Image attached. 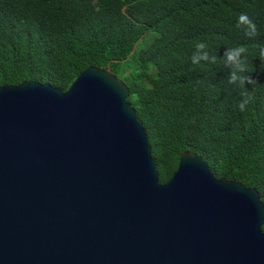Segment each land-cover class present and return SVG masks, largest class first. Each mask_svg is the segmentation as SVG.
Segmentation results:
<instances>
[{
  "label": "water",
  "instance_id": "95a60500",
  "mask_svg": "<svg viewBox=\"0 0 264 264\" xmlns=\"http://www.w3.org/2000/svg\"><path fill=\"white\" fill-rule=\"evenodd\" d=\"M128 84L0 86V264H264V202L185 150L161 182Z\"/></svg>",
  "mask_w": 264,
  "mask_h": 264
},
{
  "label": "trees",
  "instance_id": "16d2710c",
  "mask_svg": "<svg viewBox=\"0 0 264 264\" xmlns=\"http://www.w3.org/2000/svg\"><path fill=\"white\" fill-rule=\"evenodd\" d=\"M241 13L259 35L236 27ZM199 41L215 64L192 63ZM237 46L248 49L255 85L228 83L224 53ZM260 47L264 0H0V86L34 80L66 91L89 66L110 69L130 88L161 182L191 150L217 177L257 188L264 202ZM245 88L253 100L242 112Z\"/></svg>",
  "mask_w": 264,
  "mask_h": 264
},
{
  "label": "clouds",
  "instance_id": "9594fccd",
  "mask_svg": "<svg viewBox=\"0 0 264 264\" xmlns=\"http://www.w3.org/2000/svg\"><path fill=\"white\" fill-rule=\"evenodd\" d=\"M236 27L244 32V34L249 38H254L259 35V30L256 23L246 14L241 13L237 18ZM195 52L191 57V61L194 65H200L201 62H208L215 64L217 62V57L210 55L207 51V44L203 41H199L195 45ZM248 49L245 46H237L232 48H227L224 53L225 64L231 69L228 83L235 84L239 82L241 86H245L246 82L252 85L256 84L250 75H246L249 72L246 61L242 54H246ZM259 57L264 61V47L259 48ZM253 100V96L249 94L247 89L242 93V99L239 102L240 111H246L247 106Z\"/></svg>",
  "mask_w": 264,
  "mask_h": 264
},
{
  "label": "rangeland",
  "instance_id": "374dc122",
  "mask_svg": "<svg viewBox=\"0 0 264 264\" xmlns=\"http://www.w3.org/2000/svg\"><path fill=\"white\" fill-rule=\"evenodd\" d=\"M140 43H142V41Z\"/></svg>",
  "mask_w": 264,
  "mask_h": 264
}]
</instances>
